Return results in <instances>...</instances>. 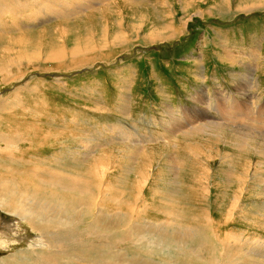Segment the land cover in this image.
Listing matches in <instances>:
<instances>
[{
  "label": "rangeland",
  "instance_id": "obj_1",
  "mask_svg": "<svg viewBox=\"0 0 264 264\" xmlns=\"http://www.w3.org/2000/svg\"><path fill=\"white\" fill-rule=\"evenodd\" d=\"M16 1L0 0V72L11 74L0 73V102L11 110L0 117L30 123L22 114L35 109L54 133L67 134L52 140L51 148L25 146L44 152L30 165L93 179L96 189L105 180L115 198L132 201L142 175L146 181L139 194L151 211L139 221L165 227L163 212L179 209L186 221L206 213L187 225L215 230L210 218L229 215L221 231L234 232L240 249H255L237 252L236 263L264 264L257 254L263 251L257 245H264V0H104L83 13L75 11L83 0ZM60 8L65 14H55ZM201 98L211 120L229 128L215 132L218 137L185 135L192 127L183 122L190 111L197 114ZM225 106L245 108L256 118L247 126L245 117L230 113L235 117L223 121L218 110ZM173 129L190 130L178 133L175 147L169 146ZM246 132L253 136L245 140L254 151L235 144ZM12 150L0 143V170H30L21 189L45 186L29 162L10 165ZM235 197L238 204H232ZM107 205L108 213L121 210ZM9 219L2 213L0 227ZM34 236L27 231L15 247L25 248ZM221 248L230 253L228 246ZM124 250L136 264H169L163 252L149 253L142 241ZM6 255L0 250V257ZM147 255L153 260L144 262Z\"/></svg>",
  "mask_w": 264,
  "mask_h": 264
},
{
  "label": "bare ground",
  "instance_id": "obj_2",
  "mask_svg": "<svg viewBox=\"0 0 264 264\" xmlns=\"http://www.w3.org/2000/svg\"><path fill=\"white\" fill-rule=\"evenodd\" d=\"M83 1L82 3L80 2V5L76 6V12L83 13L91 9L95 11L99 6H102L104 2V0ZM66 9L68 8L66 7ZM61 12L62 9L59 12L56 10L55 14H65V12ZM159 39L162 40L161 38ZM18 62H20V60ZM0 73L10 74V71L4 69ZM201 100L200 104L203 108H196L195 111L197 114L193 112L194 110L190 111L187 119L183 122L186 126H191L192 130L183 129L184 131H181V129H173V134L170 138L171 141L169 140V146L175 147L174 143H176V136H178V133L190 131L185 135L190 136L196 132L198 134H211L212 136L218 137L219 135L215 132L219 133L222 130L229 129L223 126L224 124L218 125L215 121L211 120L207 112L208 108L204 102L205 100H203V98H201ZM6 104L5 101L3 103L0 102V113H5L6 110H10V106ZM244 107L247 108L246 105ZM244 109L237 106H227L226 108L218 110V114L224 119H222L223 121H227L235 117L229 115L230 113H238L237 115L239 117H245L243 119L244 125L256 118ZM42 113V111L37 112L35 109L30 112L25 110L22 117L30 118V123H12L8 118L0 117V133H5L3 135L0 134V143H4L6 146L14 149L12 150V156L9 155V157H11L10 165H14L15 168L16 164L24 162H29V165H33L35 163H32V161L37 160L39 154H44L42 151L33 153L30 147L25 148V146L39 145L41 148H51V145H54V141L57 143V141L63 137L67 138V134L63 132L54 133L52 127L45 124V117ZM41 115L43 116L42 119L40 118ZM233 134L235 136L240 135V133ZM241 135L244 136V139H241V143L235 142V144L242 148V150L251 149L254 151V147L245 140V138L253 136H250L249 133H241ZM153 136H151V138ZM240 138L242 137L239 136L238 140ZM86 141L89 144L91 139L86 138ZM135 143L139 142L135 141ZM86 150L91 151L89 146L86 147ZM86 150L84 149L83 151ZM24 152L26 154H24ZM135 152L139 153V150ZM74 154H76V152ZM43 158L45 157L43 156ZM31 167L32 174L39 177L38 184H44L46 187L40 185L38 187H26L21 189V185L25 182V178L29 176L28 172H30V170L26 171L24 174H18L12 168L0 170V216L2 213L10 216V219L5 221L4 226L0 227V250L7 253L3 258L0 257V264H136L132 262L135 261L136 258H131L130 255L125 252L124 248H127L128 244L138 241L145 243L150 249L149 253L153 251L163 252L161 256L169 261V264H238L236 263V253L240 250L242 253L251 250L250 245H246L240 249L241 241L239 242L234 239L236 237L234 232L230 231L225 233L221 231L223 228H226L222 227L221 224L229 222V215L225 216L228 217L227 219H225V217L221 219L215 218L213 221L212 219L214 218H210V220L217 225L215 230H212L210 227L199 229L187 225L192 221L196 222L200 218L207 216L206 213H197L196 216L192 215L186 221L183 212L177 208V210H166L168 212H163L167 224L165 227L160 223L157 224L156 222L154 223L148 220L139 221L144 219L142 217L143 215L151 211V204H149L146 199L144 200L141 194H139L144 189L146 181L143 179L142 175L135 185L139 193H137V196L132 201L125 198V196L121 199L118 198L119 196L115 198L112 195L113 190L109 189L112 188L111 183H106L105 180L101 181L103 183H100L96 189L95 184L97 182L94 183L93 179L90 180L87 178L86 180L85 178L67 177L57 172L52 173L50 172L51 170L40 171L37 169V166ZM39 167L41 166L39 165ZM203 179L205 178H202V180ZM104 182L108 185L107 187H105ZM123 193L122 191V194ZM133 195L134 192L130 197H133ZM207 197L208 194L202 197L205 202H208L205 200ZM139 201H141V203H139ZM238 202L239 199L235 197L232 204H238ZM107 203L110 204V208L111 205H113V207L116 205L115 208L121 209L122 211H112V213H108V210L106 211L105 209L108 208ZM27 231L34 233L35 236L26 244L25 248L21 249L15 247L18 243L23 242L22 240L25 238L24 236ZM197 236H199L200 239ZM205 236L209 238H202ZM96 238L100 239L97 243H95ZM83 241H85L87 245L84 244ZM212 243H216L218 246L210 251L205 248ZM221 246H228L230 253L225 254L222 252ZM257 246L263 249V251L257 254L264 256V245L258 244ZM24 250L26 251L24 257H15ZM253 252H255V249H252L249 253ZM143 258L144 262L153 260L150 255L144 256Z\"/></svg>",
  "mask_w": 264,
  "mask_h": 264
},
{
  "label": "crops",
  "instance_id": "obj_3",
  "mask_svg": "<svg viewBox=\"0 0 264 264\" xmlns=\"http://www.w3.org/2000/svg\"><path fill=\"white\" fill-rule=\"evenodd\" d=\"M21 2L22 0H18L16 3H18V2ZM84 2V1H83ZM17 6L20 8V5L19 4H17ZM11 8H12V6H11ZM89 11H92V10H89ZM13 13V12H12ZM17 14V13H16Z\"/></svg>",
  "mask_w": 264,
  "mask_h": 264
}]
</instances>
